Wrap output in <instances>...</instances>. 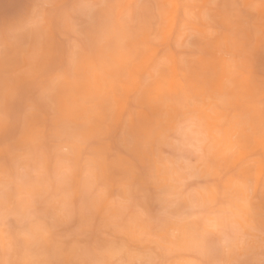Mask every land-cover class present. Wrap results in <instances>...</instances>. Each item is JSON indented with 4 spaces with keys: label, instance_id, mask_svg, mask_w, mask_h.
I'll list each match as a JSON object with an SVG mask.
<instances>
[{
    "label": "clouds",
    "instance_id": "1",
    "mask_svg": "<svg viewBox=\"0 0 264 264\" xmlns=\"http://www.w3.org/2000/svg\"><path fill=\"white\" fill-rule=\"evenodd\" d=\"M222 13L0 0V264H264V0ZM181 15L193 49L171 39ZM133 140L169 151L159 227L114 194Z\"/></svg>",
    "mask_w": 264,
    "mask_h": 264
},
{
    "label": "rangeland",
    "instance_id": "2",
    "mask_svg": "<svg viewBox=\"0 0 264 264\" xmlns=\"http://www.w3.org/2000/svg\"><path fill=\"white\" fill-rule=\"evenodd\" d=\"M226 2L227 0H208L209 7L216 11L214 17L216 23L224 21L222 9ZM171 39L174 45L182 49H193L199 44L198 36L191 33L186 34L182 26V15L177 17V22L172 28ZM134 146L135 141H130L124 153L125 158L131 161V165L125 167L119 164L111 176L114 194L123 198V206L129 210L134 221L159 227L161 223L169 219L165 214V209L173 204L170 197V181L163 178L166 166L170 167L169 151L163 144L153 146L155 154L160 153L166 163L158 169L156 164L142 163L134 154ZM172 210L178 217V210ZM216 243L217 247H221L219 239ZM199 246L198 239L191 240L184 250L177 253L176 258L185 261L198 258Z\"/></svg>",
    "mask_w": 264,
    "mask_h": 264
},
{
    "label": "bare ground",
    "instance_id": "3",
    "mask_svg": "<svg viewBox=\"0 0 264 264\" xmlns=\"http://www.w3.org/2000/svg\"><path fill=\"white\" fill-rule=\"evenodd\" d=\"M176 22H177V19L174 22V25ZM133 151H134V154H136L137 158L142 163H147V164L153 163L154 165L156 164V167L158 169L161 168L162 164L166 165L165 160L162 157V155L160 153L155 154V149L153 146H149L145 149V148H142L140 145H138L135 142V146L133 148ZM120 165L127 167V166L131 165V161L129 159L125 158L124 161ZM163 178L165 180H169L170 184H171L172 176H171V171H170L169 166H166V171L163 174ZM170 184H169V186H170Z\"/></svg>",
    "mask_w": 264,
    "mask_h": 264
}]
</instances>
